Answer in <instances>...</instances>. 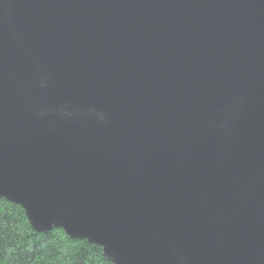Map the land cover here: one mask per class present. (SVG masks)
<instances>
[{
	"label": "water",
	"instance_id": "95a60500",
	"mask_svg": "<svg viewBox=\"0 0 264 264\" xmlns=\"http://www.w3.org/2000/svg\"><path fill=\"white\" fill-rule=\"evenodd\" d=\"M0 200L110 264H264V0H0Z\"/></svg>",
	"mask_w": 264,
	"mask_h": 264
},
{
	"label": "trees",
	"instance_id": "16d2710c",
	"mask_svg": "<svg viewBox=\"0 0 264 264\" xmlns=\"http://www.w3.org/2000/svg\"><path fill=\"white\" fill-rule=\"evenodd\" d=\"M0 264H110L99 247L69 240L62 231L41 234L24 211L0 200Z\"/></svg>",
	"mask_w": 264,
	"mask_h": 264
}]
</instances>
